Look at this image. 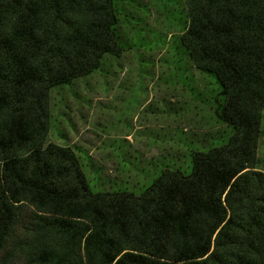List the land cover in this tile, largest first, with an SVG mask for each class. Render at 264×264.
<instances>
[{
  "label": "trees",
  "instance_id": "16d2710c",
  "mask_svg": "<svg viewBox=\"0 0 264 264\" xmlns=\"http://www.w3.org/2000/svg\"><path fill=\"white\" fill-rule=\"evenodd\" d=\"M186 7L181 41L232 134L136 194L92 191L47 141L50 88L120 53L113 0H0V264H264V0Z\"/></svg>",
  "mask_w": 264,
  "mask_h": 264
},
{
  "label": "rangeland",
  "instance_id": "374dc122",
  "mask_svg": "<svg viewBox=\"0 0 264 264\" xmlns=\"http://www.w3.org/2000/svg\"><path fill=\"white\" fill-rule=\"evenodd\" d=\"M187 0H113L119 54L49 90L47 141L70 147L89 188L140 193L164 168L188 173L191 153L232 128L214 76L195 67L181 34ZM256 167L264 173V110Z\"/></svg>",
  "mask_w": 264,
  "mask_h": 264
}]
</instances>
